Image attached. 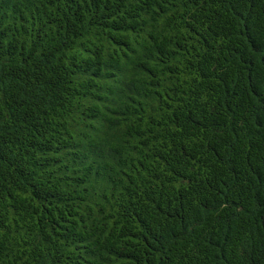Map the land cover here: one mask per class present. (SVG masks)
<instances>
[{
  "label": "trees",
  "instance_id": "obj_1",
  "mask_svg": "<svg viewBox=\"0 0 264 264\" xmlns=\"http://www.w3.org/2000/svg\"><path fill=\"white\" fill-rule=\"evenodd\" d=\"M0 264H264V0H0Z\"/></svg>",
  "mask_w": 264,
  "mask_h": 264
}]
</instances>
